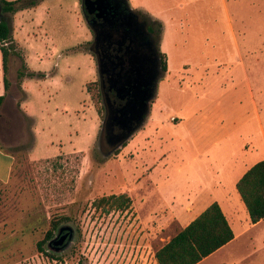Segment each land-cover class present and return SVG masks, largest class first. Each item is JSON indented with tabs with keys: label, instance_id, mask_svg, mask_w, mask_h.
<instances>
[{
	"label": "rangeland",
	"instance_id": "1",
	"mask_svg": "<svg viewBox=\"0 0 264 264\" xmlns=\"http://www.w3.org/2000/svg\"><path fill=\"white\" fill-rule=\"evenodd\" d=\"M129 3L162 25L168 68L144 125L115 151L82 0H44L13 15L11 43L21 55L10 59L8 92L0 50V151L15 157L0 182V264H158L156 250L182 228L169 199L189 188L175 179L190 155L184 128L210 139L232 134L227 161L218 168L211 160L193 189H221L233 221L247 224L232 180L264 155V0ZM24 68L46 76L21 78ZM120 193L133 199L127 210L93 204ZM54 223L78 235L57 258L38 249ZM263 231L264 223L249 233L257 258Z\"/></svg>",
	"mask_w": 264,
	"mask_h": 264
},
{
	"label": "flooded vegetation",
	"instance_id": "2",
	"mask_svg": "<svg viewBox=\"0 0 264 264\" xmlns=\"http://www.w3.org/2000/svg\"><path fill=\"white\" fill-rule=\"evenodd\" d=\"M82 8L92 31L91 50L97 60L101 94L117 117L130 97L126 88H145L153 69L158 67L163 70L160 45L162 25L141 9L132 7L129 0H82ZM99 60L103 63L104 74L99 71ZM140 65L141 72L145 73L140 83H130L124 89L116 84L114 79L118 72L128 68L137 73ZM156 82L155 95L159 80ZM125 132L118 125H114L110 134L105 132L106 142L112 151L118 148L116 139ZM77 236V230L72 225L58 224L53 234L45 239L43 250L38 249L47 257H62L77 244Z\"/></svg>",
	"mask_w": 264,
	"mask_h": 264
},
{
	"label": "trees",
	"instance_id": "3",
	"mask_svg": "<svg viewBox=\"0 0 264 264\" xmlns=\"http://www.w3.org/2000/svg\"><path fill=\"white\" fill-rule=\"evenodd\" d=\"M44 0H0V50L2 52V67L5 88H10L9 72L10 59L13 55L20 56L13 41V15L18 11L38 6ZM166 53L162 52V69L167 71ZM25 67V66H24ZM22 77H45V72H18ZM6 96H0V113ZM251 223L255 224L264 219V159L253 164L236 183ZM132 198L127 193L110 194L96 199V207H107L111 210H127L132 206ZM58 226L54 223L47 232L44 240L38 243L40 250L47 237L51 236ZM235 233L221 205L214 201L203 210L187 226L179 229L169 241L156 250L158 264H197L216 250L229 243Z\"/></svg>",
	"mask_w": 264,
	"mask_h": 264
},
{
	"label": "crops",
	"instance_id": "4",
	"mask_svg": "<svg viewBox=\"0 0 264 264\" xmlns=\"http://www.w3.org/2000/svg\"><path fill=\"white\" fill-rule=\"evenodd\" d=\"M185 114L186 113H184V115ZM234 118L236 117H232L230 121H232ZM237 118L242 119V115ZM186 121L188 120L186 119ZM183 132L185 133L184 140L187 142L190 155L185 165H179L178 168H175V179L183 185L188 183L189 188L183 192L174 191L170 193L172 198H170L169 200L171 201L172 213L176 215L179 224L182 228H184L192 220H194L203 210H205L212 202L217 201L221 205L235 233V237L233 240H231L229 243L225 244L224 246H222L221 248H219L214 253L210 254L197 264H264V239L262 241L261 247L259 248V253H261V257L257 258V256L255 257V255L258 253V251L253 250V237L249 235L252 229L264 223V219L253 224L250 221L249 215H247L245 220L247 224H245V226H242V221H233L232 218L235 216L232 214V211L230 209L226 210L223 207L222 202L219 198V195H221L222 192L221 189L215 188L213 186L209 189L202 188V190L198 193L196 191L197 189H193L198 182H200L204 178L207 179L208 174H206V172L211 167V160L218 168L219 162L222 163L227 161L229 154L228 139L232 136V134L229 136L226 130L218 132L212 131L213 138L210 139L209 137L201 136L200 134L202 133V131L198 132L192 129L188 130L187 128H184L181 133ZM220 135L222 136V138L214 139ZM192 149H196L194 156L192 154ZM262 159H264L263 154L258 155L249 163L244 164L242 166L243 171L238 175L235 180H232L233 186L236 187V183L242 177V175L253 164ZM14 160L15 157L13 154L7 151L5 152V154H3L0 151V182L8 180V177L10 176L13 168ZM182 161L184 163V160ZM204 162L206 163V165H203ZM242 167L235 168L234 171L236 172ZM2 172H6V177L1 176ZM224 176L231 178V175L227 176L225 172ZM178 190H180V188H178ZM190 195L193 196L192 201H190V199L188 198ZM234 224H237L238 230H236ZM245 247H250L252 248V250L249 253L245 254L243 253Z\"/></svg>",
	"mask_w": 264,
	"mask_h": 264
},
{
	"label": "water",
	"instance_id": "5",
	"mask_svg": "<svg viewBox=\"0 0 264 264\" xmlns=\"http://www.w3.org/2000/svg\"><path fill=\"white\" fill-rule=\"evenodd\" d=\"M142 65L138 66L137 73L129 71L128 68L122 69L117 73V77L114 79L116 84L122 89L126 88L130 83H140L145 77V73L141 72ZM99 71L104 74L103 63L99 60ZM163 70L155 67L152 73L148 76L147 84L145 88L140 86H130L126 88V92L130 95L124 106L120 109V115L115 116L114 112L110 109L109 104H106V118L104 120V130L106 134H110L114 125H118L125 129L126 132L116 139L117 147H121L122 144L128 140L138 129H140L148 115L150 114V102L155 95L156 80H160L163 76ZM155 85V87H153Z\"/></svg>",
	"mask_w": 264,
	"mask_h": 264
},
{
	"label": "built area",
	"instance_id": "6",
	"mask_svg": "<svg viewBox=\"0 0 264 264\" xmlns=\"http://www.w3.org/2000/svg\"><path fill=\"white\" fill-rule=\"evenodd\" d=\"M175 119V118H174Z\"/></svg>",
	"mask_w": 264,
	"mask_h": 264
}]
</instances>
